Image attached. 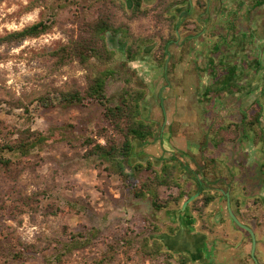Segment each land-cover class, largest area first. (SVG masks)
Instances as JSON below:
<instances>
[{
    "label": "flooded vegetation",
    "instance_id": "1",
    "mask_svg": "<svg viewBox=\"0 0 264 264\" xmlns=\"http://www.w3.org/2000/svg\"><path fill=\"white\" fill-rule=\"evenodd\" d=\"M259 1L231 0V9L224 0H140L135 14L163 16L168 36L133 39L111 33L110 42L122 46L126 65L137 63V74H151L167 82L156 93L155 110H150L155 117L147 119L141 113L143 119L153 123L154 136L146 143L141 141L139 152L132 158L138 155L139 163L150 162L155 168L165 160L184 162L180 190H169L175 196L182 192L180 201L175 202L169 193L173 196L169 203L155 210L162 214L155 215L161 222L155 229L159 234L174 236L182 225L190 234H202V241L196 244L202 257L191 259L187 251L174 253L163 246V252L171 253L172 264H180L182 258L184 264H264V33L258 28L239 32L240 10L249 8V18L256 8L264 10V2ZM207 17L212 21L207 22ZM161 28L162 24H158L157 31ZM135 43L141 49L130 60L127 48ZM231 66L235 68L233 88L227 92L216 81ZM165 87L173 103L170 110L165 108L161 93ZM139 88L144 91L143 110V102L151 92ZM186 95L193 96L196 108L194 133L188 130L190 121L175 117V101ZM174 138L180 143H175ZM189 142L196 143V153ZM155 143H159L161 155L154 162L144 157L143 148ZM258 188L263 193L259 196ZM196 193L183 208V202ZM206 197L211 200L204 205ZM229 208L253 231L254 249L251 234L235 223ZM165 213L168 215L163 218Z\"/></svg>",
    "mask_w": 264,
    "mask_h": 264
},
{
    "label": "rangeland",
    "instance_id": "2",
    "mask_svg": "<svg viewBox=\"0 0 264 264\" xmlns=\"http://www.w3.org/2000/svg\"><path fill=\"white\" fill-rule=\"evenodd\" d=\"M32 1L0 0V36L41 18L44 8L30 7ZM127 2L99 0L93 3L90 10L70 4L59 13L57 26L47 33L0 47V125H26L27 115L23 110L11 109L3 102L11 95H22L29 101L36 94L46 91L51 93L53 85L67 88L71 80L82 79L84 70L80 67L67 65L56 69L52 67V61L42 55L65 43L70 36H76L84 22L96 18L99 13L109 16L114 26H120L124 32L122 35L127 37L137 39L157 34L168 36L165 32L168 24L163 16L157 17L155 13L135 16L130 11L132 3L127 6ZM253 12L252 20L264 33V10L256 8ZM158 24H162L160 31H157ZM111 37V32H108V48L114 54L110 65L115 71L106 83V95L110 103L118 101L125 80H128L132 86L142 87L146 93L150 91L153 94L146 96L141 112L147 119L155 117V113L150 110H155L156 93L167 82L151 74H137L136 67L139 64L126 65L122 46L119 42L117 46L112 45ZM161 93L165 96V108L170 110L173 103L169 99L168 88H163ZM188 99L189 97L186 100ZM189 102L187 103L190 104L193 100ZM184 113V110L177 108L175 117L182 119ZM28 124L33 130L41 131L49 137L56 134L58 138L59 128L69 124L77 139L69 144L66 140L53 141L49 138L44 146L34 149L23 161L13 157L14 165L0 169V264H44L46 258L56 255L54 247L58 244L55 242L49 249L19 261H9L7 253L16 248L19 242L36 243L39 248H43L46 236L65 240L67 235L64 231L85 232L90 227L98 229L91 244L75 249L59 260L53 259L52 264H164V256L147 259L137 254L136 243L133 246L125 243L126 238L134 236L153 235L158 238L159 233L155 227L161 222L157 221L155 215L162 214L153 210L148 198H135L131 194L133 181L123 180L105 170V165L98 159L86 157V149L82 147L83 138L80 137H92L104 143V139L98 135L103 132L109 134L106 123L101 119L100 108L91 105L89 108L73 106L37 110L33 103L30 105ZM180 141L174 138L175 143L179 144ZM132 161L135 163L140 160L134 157ZM7 170L11 172L6 173ZM47 185L52 188L51 195L40 204L48 203L55 209L58 208V211L56 215L49 216L45 222L36 225L32 223L30 210L14 200V192L43 193ZM169 193L173 194L161 188L159 203L171 200L176 195L169 198ZM167 215L165 213L163 218Z\"/></svg>",
    "mask_w": 264,
    "mask_h": 264
},
{
    "label": "trees",
    "instance_id": "3",
    "mask_svg": "<svg viewBox=\"0 0 264 264\" xmlns=\"http://www.w3.org/2000/svg\"><path fill=\"white\" fill-rule=\"evenodd\" d=\"M99 0H33L30 7L42 6L44 11L41 18L21 29L7 32L0 36V47L20 43L28 38L39 37L58 24V15L61 10L67 8L70 4H77L81 8L90 10L93 3ZM135 14L140 6V0H134ZM264 0L259 1V4ZM108 32L121 33L120 26H114L112 19L101 12L92 20H86L80 28L79 33L70 36L68 40L55 49L50 50L42 57L52 61V67L59 69L67 65H76L84 70L82 79H73L67 88L53 85L51 93L49 91L36 94L31 100L27 101L24 96L11 95L9 99L3 102L11 109H22L27 115L25 117L26 125L22 127L9 126L2 123L0 125V169L9 168L14 165L13 157L23 161L31 155L32 151L44 146L49 138L53 141L66 140L73 144L77 139L69 124L62 125L57 134L60 137L48 136L41 131L33 130L29 122L30 105L35 103L37 110H46L55 107H83L89 108L95 105L100 108V116L106 123V131L109 134H99V138L104 139V143L96 141L92 137L81 136L83 138L82 147L86 149L87 158H96L104 164L105 170L116 174L123 180L134 182L131 187V194L135 198L149 199L153 210H158L169 203L158 204L159 191L161 188L170 190L178 187L180 190L179 177L184 169V162L165 160L160 168H155L150 162L146 164L132 163L134 155V140L139 139L143 143L148 142L149 138L154 136L153 123L147 122L141 115V101L144 97V91L141 88L134 87L130 81L125 80V86L122 88L118 101L110 103L106 95V83L114 75L115 71L110 65L113 59V52L108 48L106 35ZM139 44H133L127 48L128 58L134 59L140 51ZM235 74L234 66L228 67L227 74L216 84H221L223 89L231 92L233 88L232 79ZM220 88V87H219ZM54 94V95H53ZM33 102V103H32ZM11 172L7 170L6 173ZM52 188L49 185L45 187L43 193H22L15 191V201L20 206L30 210L32 223L40 225L45 222L49 216L56 215L58 208L46 203L41 205L43 200H47ZM182 192L179 191L174 196V201L179 202ZM170 198L171 195L169 194ZM211 200V197L203 199L204 205ZM198 203L197 201L195 202ZM203 206V205H202ZM54 208V209H53ZM195 209L201 210V206ZM65 240L58 239L55 236H46L43 242L46 245L39 248L36 243H17V247L9 250L7 259L9 261H19L27 256L37 254L41 250L49 249L55 242L54 247L57 250L52 258H46L44 264H52L53 259L59 260L61 256L72 252L75 249L87 246L92 243L98 234L96 227H90L85 232L80 230L65 232ZM126 235L128 233H125ZM125 243L133 246L137 244L136 252L138 255L147 259H156L164 256V264H172L171 253L163 252V244L159 238L153 235L134 236L125 239ZM182 258L180 264H184Z\"/></svg>",
    "mask_w": 264,
    "mask_h": 264
},
{
    "label": "water",
    "instance_id": "4",
    "mask_svg": "<svg viewBox=\"0 0 264 264\" xmlns=\"http://www.w3.org/2000/svg\"><path fill=\"white\" fill-rule=\"evenodd\" d=\"M130 3H131V0H128V6H130ZM133 144L135 146L134 152L137 153L138 148L140 147L141 141L139 139H135ZM131 162L133 163L132 159H131ZM196 196H197V193L190 196L187 200L183 202L182 207L185 208L186 205L190 201H192ZM229 214L237 225L246 229L251 234L252 242H253L252 249H254L255 236H254L253 231L248 226L241 223L235 217V215L233 214L230 208H229ZM158 238L162 242L163 246L169 251H172L174 253L187 251L191 256V259H196V260L201 259L202 257L201 250L199 246H197L196 244L202 241L203 235L202 234H190L182 225L180 226V229L176 235L172 236L166 233H161L158 235ZM251 256L253 257V259H255V256L253 253H251Z\"/></svg>",
    "mask_w": 264,
    "mask_h": 264
},
{
    "label": "crops",
    "instance_id": "5",
    "mask_svg": "<svg viewBox=\"0 0 264 264\" xmlns=\"http://www.w3.org/2000/svg\"><path fill=\"white\" fill-rule=\"evenodd\" d=\"M225 1V6H227L228 8L231 7L232 3H231V0H224ZM239 2H242V0H238ZM232 9V7H231ZM230 9V10H231ZM228 11H225L226 15H225V19L226 17H228ZM249 12V8H243L240 10L239 12V19L241 18L242 20V23L240 21L239 23V26H241V28H239V32L240 33H245L248 29V31L250 30H255L257 29V25H256V22L252 20L251 18V15L249 18H246V14ZM258 16V15H257ZM211 17V15H210ZM210 17H207V22H211L212 20L210 19ZM248 20V21H246ZM247 28V29H246ZM250 37V36H249ZM248 39V38H247ZM189 97V101L191 102L192 99H193V96L192 95H186V99ZM184 100V97H178L175 101V106H177L178 109L180 110H184L185 113H184V116L183 118L181 119L182 121L185 120V121H190V124H188V130L190 133H194L196 132V127H195V113H196V108H194V105H192V103H190L188 100ZM187 102H189L190 104H188ZM192 152L193 153H196L197 152V145L196 143L194 142H189L188 143ZM140 147H141V144H140ZM140 147L138 148V151L137 153L139 152L140 150ZM143 152H144V157H148L150 159H152L154 162L156 161V158H158L160 155H161V149H160V146H159V143H155V144H148L146 146H144L143 148ZM136 160L139 159L138 155H136ZM259 188H260V185H259ZM258 188V191H257V195H261L263 194L261 190H259Z\"/></svg>",
    "mask_w": 264,
    "mask_h": 264
}]
</instances>
